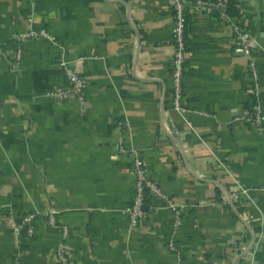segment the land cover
<instances>
[{
    "label": "crops",
    "instance_id": "0c3cea01",
    "mask_svg": "<svg viewBox=\"0 0 264 264\" xmlns=\"http://www.w3.org/2000/svg\"><path fill=\"white\" fill-rule=\"evenodd\" d=\"M233 2L230 18L258 44L260 125L247 120L248 60L217 13L187 15L179 111L172 0H0V264H59L60 245L70 264H264V0ZM29 30L54 40L19 46ZM62 54L86 79L82 100L50 94L67 85ZM133 149L164 198L131 228ZM169 203L182 209L174 248ZM51 209L55 225L13 231Z\"/></svg>",
    "mask_w": 264,
    "mask_h": 264
},
{
    "label": "built area",
    "instance_id": "2783aa9c",
    "mask_svg": "<svg viewBox=\"0 0 264 264\" xmlns=\"http://www.w3.org/2000/svg\"><path fill=\"white\" fill-rule=\"evenodd\" d=\"M31 4L35 5L36 0H27ZM230 0H172L173 16L175 20L174 27V43L176 45V51L172 58V89H173V108L182 111L181 99L184 92V78L186 75V48H187V35H186V17L190 10L199 9L210 13L220 12V16L225 21H230L233 26V50L236 54L246 58L249 63V70L252 74L253 82L247 88V93L253 97L254 105L246 113L249 114L247 120L261 124L262 122V105L261 94L258 82V68L254 59V53L257 47L256 39L236 21L232 20L226 9ZM32 37H47L50 40H54L44 30L34 31L29 30L19 34L16 37V41L20 44ZM22 52L18 48L14 55V65L19 67L21 61ZM60 66L63 74L67 80L66 86L56 87L50 94L58 99H67L70 97L82 100L83 93L87 86L86 79L82 77L74 69L72 63L66 59L65 55L59 59ZM133 157L132 168L135 174V195L132 203L127 208V213L130 218L131 228L138 226V224L145 218L147 210L144 206L147 204V200L152 197H158L163 199L164 194L157 183L152 179L150 170L147 167L145 160L142 158L141 152L138 149L131 150ZM226 198V197H225ZM171 208L173 214L172 231L168 240L170 248L176 246L174 242V236L177 230L182 224V209L173 203L165 204ZM38 217H43L51 225L56 224V211L54 209L48 212H41L39 210L31 211L23 215L20 219L15 220L12 223V229L16 233L26 232L28 235L33 234L34 222ZM68 229L63 226V235H67ZM57 256L59 264H70L69 258L64 245H60ZM16 264H21L19 260Z\"/></svg>",
    "mask_w": 264,
    "mask_h": 264
},
{
    "label": "trees",
    "instance_id": "16d2710c",
    "mask_svg": "<svg viewBox=\"0 0 264 264\" xmlns=\"http://www.w3.org/2000/svg\"><path fill=\"white\" fill-rule=\"evenodd\" d=\"M234 0H230L229 1V5H228V7H227V9H226V12L228 13V15L230 16V17H232L231 16V8H232V6L234 5V2H233ZM215 13H217L218 15H220V12H215ZM187 19H188V16L186 17V35H187ZM187 37H188V35H187ZM147 203H148V200H147Z\"/></svg>",
    "mask_w": 264,
    "mask_h": 264
},
{
    "label": "water",
    "instance_id": "95a60500",
    "mask_svg": "<svg viewBox=\"0 0 264 264\" xmlns=\"http://www.w3.org/2000/svg\"><path fill=\"white\" fill-rule=\"evenodd\" d=\"M162 108L164 109V105L162 106ZM228 191V190H227ZM228 194V197H229V201L231 203V205L235 208V205H234V202H233V199L231 198V194L229 192H227ZM144 208L146 209V207L144 206Z\"/></svg>",
    "mask_w": 264,
    "mask_h": 264
}]
</instances>
